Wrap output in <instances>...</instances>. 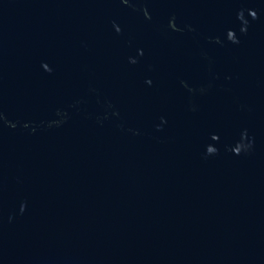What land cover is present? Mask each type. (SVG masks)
Here are the masks:
<instances>
[{"label": "water", "instance_id": "water-1", "mask_svg": "<svg viewBox=\"0 0 264 264\" xmlns=\"http://www.w3.org/2000/svg\"><path fill=\"white\" fill-rule=\"evenodd\" d=\"M0 264H264V0H0Z\"/></svg>", "mask_w": 264, "mask_h": 264}]
</instances>
